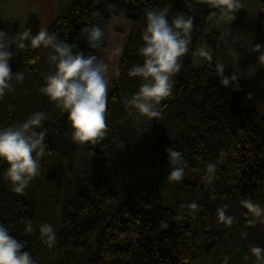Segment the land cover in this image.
Instances as JSON below:
<instances>
[{
  "label": "trees",
  "instance_id": "1",
  "mask_svg": "<svg viewBox=\"0 0 264 264\" xmlns=\"http://www.w3.org/2000/svg\"><path fill=\"white\" fill-rule=\"evenodd\" d=\"M206 1L76 0L45 28L74 52L108 65L107 130L96 144L73 142L67 113L40 92L55 71L51 49L13 46L10 64L24 79H13V91L0 98V128L43 112L37 131H46L47 147L38 175L22 194L12 190L4 176L7 164L0 162V224L25 244L35 264H225L226 258L227 264L257 263L251 249H264V215L249 214L241 201L264 209V116L248 90L249 80L264 74V60H257L258 69L249 68L251 74L244 71L247 78L237 67L222 68L231 78L227 86L213 61L195 65L200 45L227 53L223 36L238 28L236 19H207ZM256 2L264 15V0ZM164 9L169 21L178 14L193 17L192 39L172 78V94L157 106L160 115L151 119L149 135L141 136L138 154L153 157L157 169L139 184L127 157L135 129L125 101L143 81L128 70L144 61L138 49L146 13ZM94 25L104 31L98 48L83 33ZM167 148L182 153L181 166L194 181L168 179ZM208 163L216 165L211 183ZM220 208L231 224L219 221ZM28 222L31 233L25 231ZM44 223L55 230L51 248L41 241Z\"/></svg>",
  "mask_w": 264,
  "mask_h": 264
},
{
  "label": "clouds",
  "instance_id": "2",
  "mask_svg": "<svg viewBox=\"0 0 264 264\" xmlns=\"http://www.w3.org/2000/svg\"><path fill=\"white\" fill-rule=\"evenodd\" d=\"M208 3L210 8L219 10L226 22L234 21L235 13L241 9L239 0H208ZM210 15L214 16L216 12ZM193 24V17L183 14L169 21L167 9L146 13V27L141 36L143 44L138 49L144 61L142 65H133L128 70L129 77H139L143 83L131 98L126 99L127 107L136 109L150 120L160 115L157 106L172 94V78L180 72L181 57L189 51ZM83 33L91 48H98L104 38V31L95 25L83 29ZM14 45L19 49H51L48 59L55 71L45 77V85L40 92L67 113L73 142L96 144L102 139L107 130L108 81L105 74L108 65L94 55L85 56L82 52H74L73 45L58 39L47 29L33 35L31 28H26L15 37L0 30V98L13 91V79L19 82L24 79V74L14 73L10 64ZM199 55L212 59L211 52L204 48L199 50ZM218 70L223 76L221 83L227 86L231 78L224 76L222 67L218 66ZM45 118V113L36 112L19 125L0 128V162L7 164L4 176L15 193L22 194L39 173V158L47 145L46 131L37 129H42ZM165 151L171 169L168 179L182 180V153L173 148ZM215 172L216 165L208 163L206 176L209 183ZM241 204L256 218L264 215V209L251 200H242ZM191 207L196 208L197 205L193 203ZM217 212L219 221L231 224L232 218L226 216L224 208ZM25 231H33L31 222H28ZM39 231L42 243L53 247L56 243L53 226L44 223ZM24 248L25 244L10 235L9 229L0 224V264H35L30 252ZM251 252L258 261H264V249L253 247Z\"/></svg>",
  "mask_w": 264,
  "mask_h": 264
},
{
  "label": "rangeland",
  "instance_id": "3",
  "mask_svg": "<svg viewBox=\"0 0 264 264\" xmlns=\"http://www.w3.org/2000/svg\"><path fill=\"white\" fill-rule=\"evenodd\" d=\"M76 0H0V30H4L10 37L17 32L31 28L32 33L45 29L56 18L65 13ZM241 9L236 12V25L238 28L225 33L227 53L217 49L211 53L217 66L222 68L234 66L243 71L245 78L251 74V66L258 67V59L264 60V15L256 0H239ZM216 12V15H210ZM207 19H220L222 16L218 9H212L206 1ZM228 24L231 21L227 22ZM223 35V34H222ZM259 45V46H258ZM200 45L197 49L196 66L206 60L199 55ZM255 68V69H256ZM249 69V70H248ZM247 71V74L245 72ZM256 74V73H255ZM254 74V75H255ZM249 93L260 115L264 116V74L259 72L249 80ZM131 120L135 134L130 139L127 157L130 162V174L134 181L144 184L152 177L157 169V162L153 157L146 160L144 155L138 154L141 150L142 137L150 133L151 120L132 108ZM183 179L194 181L189 168H184ZM47 256V255H46ZM51 258L47 256L49 260ZM256 264H264L257 261Z\"/></svg>",
  "mask_w": 264,
  "mask_h": 264
}]
</instances>
